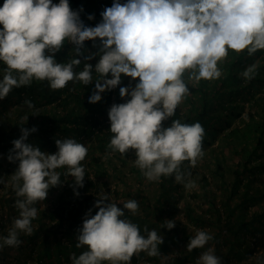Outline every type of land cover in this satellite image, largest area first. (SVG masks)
I'll return each instance as SVG.
<instances>
[{
    "label": "clouds",
    "instance_id": "1",
    "mask_svg": "<svg viewBox=\"0 0 264 264\" xmlns=\"http://www.w3.org/2000/svg\"><path fill=\"white\" fill-rule=\"evenodd\" d=\"M70 7L69 0H4L0 6V62L6 65L0 79V100L13 88L28 86L33 80L47 81L52 90L65 88L69 82H81L95 87L88 102L102 100V93L121 85L122 77L136 81L133 86L119 87L126 102L113 104L108 110L109 131L107 148L124 155L134 150L135 165L149 181L162 176H175L185 183L184 161L195 167L204 156V129L194 124L171 120L176 109L189 94L185 82L219 79L218 63L226 59L229 50H247L249 56L264 50V0H113L101 12V21L87 26L80 12ZM93 20L94 15H89ZM98 51L85 48L92 41ZM68 41L74 46L75 57L67 63L57 62L55 56ZM84 61L83 70L75 68ZM98 57L93 66L87 61ZM256 65L247 67L241 75L254 78ZM93 71L98 74L93 82ZM110 77V78H109ZM34 108L30 100L24 102ZM28 119V117H26ZM21 135L12 141L7 159L18 162L11 175L17 199L19 217L2 239L0 247L18 246L17 230L31 234L32 220L37 216L34 205L44 201L49 189L60 186L57 169L66 168L78 187L84 186L85 160L88 149L73 138L56 139L57 151L49 154L27 142L30 133L38 129L21 126ZM190 175V174H187ZM0 177V184H4ZM76 195H79L76 192ZM123 208L110 202L107 196L97 199L95 215L89 209L78 229L77 248L85 247L79 256L72 254L71 264H130L133 255L146 252L160 256L163 237L156 230L140 228L127 219L125 210L139 211L134 199L123 202ZM167 220L166 228L175 227ZM206 231L192 237L187 250L203 248L210 240ZM196 264H221L209 248Z\"/></svg>",
    "mask_w": 264,
    "mask_h": 264
},
{
    "label": "trees",
    "instance_id": "2",
    "mask_svg": "<svg viewBox=\"0 0 264 264\" xmlns=\"http://www.w3.org/2000/svg\"><path fill=\"white\" fill-rule=\"evenodd\" d=\"M3 2L4 0H0V6ZM53 2L58 3L59 0ZM124 2L125 0H121V3ZM112 3L113 0H69L73 10L79 11L81 7L83 8L80 18L87 26L99 23L102 19L101 12ZM89 15H94V19L88 20ZM96 44H99L98 40ZM85 48L93 53L98 51L92 50L94 48L92 41H86ZM74 57V46L68 41H65V46L55 56L57 62L61 63L70 62ZM78 58L82 59V63L75 68L77 72L84 67L83 58ZM98 59L96 57L87 62L94 66ZM253 64L257 66L255 76L251 80H246L241 73ZM218 67L222 70L219 79L194 82L188 81L187 74L185 75L189 94L184 97L175 115L164 121V126H170L171 120L177 119L187 124L199 122L204 129L202 142L204 146L216 138L224 129V125H229L234 120L232 112L225 113L222 107L239 112L240 108L245 107L247 98L253 99L252 106L256 107V114L251 112L244 125L234 126L225 133L228 146L236 147L239 154L238 168L234 169L233 185L231 186L230 182H223L220 185V191L224 194L222 201L217 200L215 191L206 190L209 207L203 210L210 212L209 216L200 213L191 205H187L186 216L196 224L201 226L210 224L213 227L210 231L205 230L212 236L206 245L214 244L221 264H264V202H260L264 199V185L262 183L261 186H254L256 176L252 175L258 167L264 169V50H258L251 56L247 50L240 53L229 50L228 56L218 63ZM5 69L6 65L0 62V79L3 78ZM97 76L98 74L93 71V82ZM130 83L134 86L136 81L126 76L122 77L121 85L102 93V100L95 104L88 102L95 87L94 83L85 86L78 81L69 82L63 89L52 90L47 81L33 80L28 86L13 88L5 99L0 100V177L9 174L12 166L18 164L9 162L7 156L9 150L13 148L12 141L21 135V126L28 129L36 127L38 130L30 133L27 142L49 154L57 151L56 139L73 138L88 149L85 160L81 162L85 169L82 188L75 185L71 176L65 175L66 168L57 169L66 191L72 195L76 186L80 192L79 196L75 200L62 197L58 206L40 210L32 220L31 234L22 231L23 235L18 237L19 240L32 241L36 235L41 236L39 244L32 249L37 264H55L62 259L71 264L72 254L79 256L87 249L86 246L76 247L78 243L76 236L78 229L82 227V214H86L89 209L92 210V215L98 211L94 207L95 192H86L93 188L95 182L88 167H94L99 173L101 171L107 173L106 167H103L102 153L110 150L107 145L112 136L109 131L108 110L114 103H124L130 98H121L119 94V87L128 86ZM238 97L244 100L238 102ZM25 100H30L34 108L29 109L24 103ZM184 106L187 109L183 113ZM235 114L236 112L234 116ZM130 154L135 156L134 150L126 153ZM123 162L126 163L127 160L124 159ZM130 164L139 177L144 175L135 164ZM112 165L113 169L117 167ZM220 167L221 162L217 161L216 172H220ZM181 169L183 170V167ZM115 176L118 180L128 179L123 173ZM207 181V177H204L202 181L204 187H207ZM180 185L174 175L160 178V197L151 208L157 219L148 220L132 214L129 210H125V216L122 218L138 225L142 235H146L145 227L149 231L158 230L160 223L166 222L167 218L173 217L176 212L175 201L178 200L177 188ZM127 194L131 195L130 189ZM142 197L144 196L141 195L139 200L141 203L144 202ZM9 198L16 199V194L11 193ZM108 199L115 203L111 198ZM47 218L51 220H46ZM186 228L187 225L179 221L173 229L166 230L162 236L164 242L159 245L161 255L170 251L176 252L169 255L163 264H196L195 260L203 248L187 250V244L196 232L191 229L190 233H187ZM42 230L44 232L39 233ZM182 243L179 248L175 245ZM7 247L9 246L4 245L0 249L1 258L7 255ZM145 256L152 261L160 258L140 252L133 255L131 261L140 262V257ZM23 264L33 263L25 261Z\"/></svg>",
    "mask_w": 264,
    "mask_h": 264
},
{
    "label": "rangeland",
    "instance_id": "3",
    "mask_svg": "<svg viewBox=\"0 0 264 264\" xmlns=\"http://www.w3.org/2000/svg\"><path fill=\"white\" fill-rule=\"evenodd\" d=\"M94 47L92 50H97L99 44ZM244 99L242 97H238L237 101L242 102ZM230 103V102H228ZM253 99H246L245 107L240 108L238 110L232 111L228 107H222L221 109L226 112H232L234 120H232L231 124L224 125V129L218 133L216 138L213 139L212 142L206 143V145L202 146V150L204 152V156L198 159L195 167H191L188 161H184L181 165L183 167V171L186 173L185 183L191 181L192 187H185L184 183L177 188L178 189V200L175 201L176 212L173 217L167 218V220H173L175 223L181 221L182 223L187 225L185 229L187 233H190V230H194L195 232L199 230H212L213 227L210 224H206L201 226L196 224L193 220H190L186 216L187 205H191L195 207L200 213L206 214V216L210 215V212L205 211L203 209H207L208 206V196L206 194V190L215 191L216 198L219 201H222L223 191H220V185L223 182H230V185H233L234 180V169L238 168V160L239 154L236 152V147L232 148L227 144L226 132L230 130L234 126L244 125L249 119V114L254 112L256 114V107L252 106ZM187 107L184 106L182 108V112L186 111ZM236 112L235 116L234 113ZM245 119V120H243ZM104 162L103 167L105 166L107 169V173L101 171L100 173L94 170V167H88V171L90 175L94 179V186L92 189L86 192H95V197L93 198L94 203H96L97 199L102 196H107L111 198L117 206L123 208V202L128 200H136L139 205V211L135 214L136 216H140L142 218H147L148 220L157 219L156 215L151 211L152 206H154L156 200L160 197V179L158 181H149L143 175L142 177L138 176L136 171L132 170V166L130 163L135 164L134 161L136 156L133 154L130 155H122L119 152H114L111 149L102 153ZM216 155L219 157L215 158ZM126 159L127 162H123ZM217 161L221 162L220 172H216ZM113 162V163H111ZM258 161H256L257 163ZM117 166L113 169V165ZM187 165V166H186ZM18 164H14L9 172V174L4 175V184H0V238L6 237L9 231L13 228L14 220L19 217V210L15 207V200H11L9 196L11 193H15L11 183V175L15 172ZM93 168V169H92ZM117 169V170H116ZM125 174L128 176V179L118 180L115 175ZM190 174V175H187ZM252 174V173H251ZM256 178L254 179V186H261L262 183L264 185V169L258 167L255 169L254 173ZM207 177L208 185L207 187L203 186V178ZM128 189L131 190V195H128ZM175 190V189H174ZM76 192L80 194L75 186L74 193L72 195L69 194V191H66L64 188V184L52 187L49 189L48 196L44 201L37 202L34 207L37 208V213H39L42 209H52L58 206L62 197L75 200L79 195H76ZM107 193V195H103ZM144 198V202H139L140 197ZM260 202H264V199L260 200ZM71 204L68 205L70 207ZM85 216V213L82 214V220ZM46 220H51L47 218ZM54 222V221H53ZM52 222V223H53ZM36 225L38 224L36 221L34 222ZM160 229L158 228L157 233L161 236L164 235L166 230L167 221H162L160 223ZM42 230L39 233H43ZM18 237L22 236V231L17 230ZM53 237V235H51ZM22 239H20L21 241ZM41 240L40 235L35 236V240L23 239L18 246H9L6 248L7 255L5 258L0 257V264H23L25 261L32 262L33 264H37L36 258H34L35 254L32 253L33 246H37ZM2 241V239H1ZM2 244V242H0ZM176 246L181 247L182 244H175ZM3 248L0 247V249ZM209 248L213 249L214 254L220 258L217 254L214 244L210 243L203 247V251L197 256L195 263L197 262L200 255L207 251ZM87 250V249H86ZM176 252L170 251L167 253H162L160 258L157 261H152L150 259L151 264H163L166 259H168L169 255L175 254ZM147 256L145 258L140 257V262L134 263L130 262V264H147ZM149 260V259H148ZM55 264H69L66 260L56 261Z\"/></svg>",
    "mask_w": 264,
    "mask_h": 264
},
{
    "label": "built area",
    "instance_id": "4",
    "mask_svg": "<svg viewBox=\"0 0 264 264\" xmlns=\"http://www.w3.org/2000/svg\"><path fill=\"white\" fill-rule=\"evenodd\" d=\"M82 223H83V220H82ZM147 260V264H151L150 260L146 259Z\"/></svg>",
    "mask_w": 264,
    "mask_h": 264
}]
</instances>
